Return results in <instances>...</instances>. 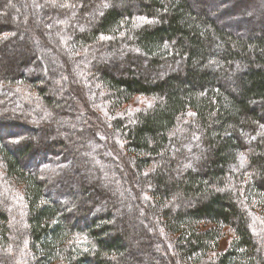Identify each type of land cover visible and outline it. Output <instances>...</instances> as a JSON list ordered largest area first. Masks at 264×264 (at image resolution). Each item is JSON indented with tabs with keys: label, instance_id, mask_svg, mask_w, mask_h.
<instances>
[{
	"label": "trees",
	"instance_id": "trees-1",
	"mask_svg": "<svg viewBox=\"0 0 264 264\" xmlns=\"http://www.w3.org/2000/svg\"><path fill=\"white\" fill-rule=\"evenodd\" d=\"M78 1L0 0V264H264V0Z\"/></svg>",
	"mask_w": 264,
	"mask_h": 264
},
{
	"label": "rangeland",
	"instance_id": "rangeland-1",
	"mask_svg": "<svg viewBox=\"0 0 264 264\" xmlns=\"http://www.w3.org/2000/svg\"><path fill=\"white\" fill-rule=\"evenodd\" d=\"M78 0H76V11L79 10L81 8L82 4L78 5ZM100 1H96L95 2V6L91 11H96L97 8L101 9L102 5H99ZM72 5H74V3H64L62 6L63 10L67 11L66 9H69ZM96 8V9H95ZM92 12L90 13H84L83 16L88 17V19H92L91 18ZM83 28V25L79 26ZM49 36V37H48ZM48 41H49V46H51L53 49H61L60 47H58V44L56 42L53 41V36L48 34ZM51 36V37H50ZM88 53L87 49H84L82 51L79 52V54H76V62H78L79 57H83L86 56ZM85 60V59H82ZM67 63V62H66ZM60 67L64 68L63 64H60ZM86 65L84 64L83 68H79V65H76V77H77V81H76V89L78 88H84V90L88 93L87 96V100L89 101V105H91V107L93 108V110L104 119V121H107L108 123L110 122L109 120H113V111L111 110V108L108 109V105H109V101L106 99H103V95L101 93V95H97L95 90L92 89L88 84H87V77L88 75L86 74ZM39 67L37 66V64H33L30 68H29V73L32 74L34 72H38ZM55 69V65L52 64V67L49 68V74H51V71ZM82 70V75H84V78H82L81 74L79 73V71ZM86 76V77H85ZM19 89V86H17ZM20 98H16V109H18L19 111H23L24 106L22 105L21 101L19 102V99L21 100V98H24V100H28L31 101L30 99L33 96H36L37 91L28 83L24 86L20 87ZM80 90V89H79ZM155 103L154 99L151 97H144V96H136L134 99H132L131 101H129L128 103H125L124 105L120 106L117 108L116 113L119 117H127V118H131L134 115H136V113L140 112L141 110H145L148 109L150 107L153 106V104ZM181 124V123H180ZM18 130L22 131V128H18ZM116 137V136H115ZM120 139V138H118ZM121 140V139H120ZM117 141L118 146L123 147L124 146V142L121 141ZM40 156V155H38ZM64 166L62 165H57L54 163H49V164H43L42 168L45 169V173L47 174L46 176H51L53 172L58 171V173L62 172V168ZM10 194H11V199L16 201L20 196L19 193H15L10 189ZM20 201V199L18 200ZM15 208H13V215L11 216V222L12 223H19L18 220L20 219L19 217L21 215V211H19L18 208H20L21 205H17L15 203ZM18 207V208H17ZM99 212V211H98ZM130 215V214H129ZM254 228H256L257 226L255 224H253ZM226 232V237L222 240L221 245H220V249H224L226 247V245L228 244V240L231 239V235L229 234V230H225ZM228 232V235H227Z\"/></svg>",
	"mask_w": 264,
	"mask_h": 264
}]
</instances>
